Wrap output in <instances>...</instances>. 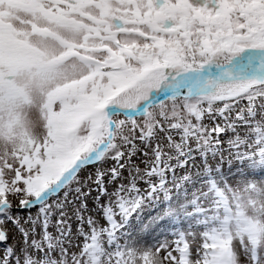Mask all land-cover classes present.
I'll use <instances>...</instances> for the list:
<instances>
[{
	"label": "snow or ice",
	"instance_id": "1",
	"mask_svg": "<svg viewBox=\"0 0 264 264\" xmlns=\"http://www.w3.org/2000/svg\"><path fill=\"white\" fill-rule=\"evenodd\" d=\"M0 264H264V0H0Z\"/></svg>",
	"mask_w": 264,
	"mask_h": 264
},
{
	"label": "rangeland",
	"instance_id": "2",
	"mask_svg": "<svg viewBox=\"0 0 264 264\" xmlns=\"http://www.w3.org/2000/svg\"><path fill=\"white\" fill-rule=\"evenodd\" d=\"M136 163L140 167H143V164L140 163V160H137ZM125 175H127V173H125ZM193 187H195V185L189 186L187 189L189 192V198H191ZM93 196H95V193H93ZM105 200H106V197H101V200L99 203H103ZM96 203L97 202H94L92 199L88 200V206H89L90 211L86 212L85 215L86 216L91 215L94 219L99 217L101 218V222H103V210L99 209L96 206ZM187 223H188L187 221H182L181 223H178V224L172 223L171 221L165 222L161 224L160 227L154 232L153 237L149 238V242L156 243L158 241L164 240L165 238L171 241L172 239H174V237L170 234L172 230L176 228H186Z\"/></svg>",
	"mask_w": 264,
	"mask_h": 264
}]
</instances>
